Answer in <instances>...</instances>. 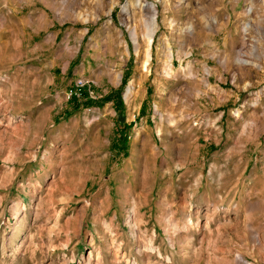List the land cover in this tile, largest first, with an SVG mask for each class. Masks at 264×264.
<instances>
[{"label":"rangeland","instance_id":"1","mask_svg":"<svg viewBox=\"0 0 264 264\" xmlns=\"http://www.w3.org/2000/svg\"><path fill=\"white\" fill-rule=\"evenodd\" d=\"M139 1L0 0V264H264V0Z\"/></svg>","mask_w":264,"mask_h":264},{"label":"bare ground","instance_id":"2","mask_svg":"<svg viewBox=\"0 0 264 264\" xmlns=\"http://www.w3.org/2000/svg\"><path fill=\"white\" fill-rule=\"evenodd\" d=\"M138 2H140L139 0H138ZM147 4V3H146ZM128 5H129V3L128 4H126L124 7V9L125 10H127V8H128ZM155 16H153L152 18H151V24H150V27H149V32H148V37H149V45L151 46V44H152V41H153V36H154V29H155ZM135 40L137 41V35H136V33H135ZM151 53L150 52H148V59H147V61H146V63L149 61V59H150V57H151V55H150ZM170 68V67H169ZM162 128V127H161ZM159 132L161 133L162 132V130L161 129H159ZM11 209H12V213H13V215H19L20 214V211H21V207H20V205H19V203H14V205H12V207H11ZM129 218H130V220H129V223H131L132 222V215L131 216H129ZM147 241V240H146ZM90 260H91V258H89ZM237 262L239 263V264H247L246 263V261L244 260V258L242 257V255H238V260H237ZM91 264V263H90Z\"/></svg>","mask_w":264,"mask_h":264},{"label":"built area","instance_id":"3","mask_svg":"<svg viewBox=\"0 0 264 264\" xmlns=\"http://www.w3.org/2000/svg\"><path fill=\"white\" fill-rule=\"evenodd\" d=\"M85 85V81H83L82 79H80L77 83V86L79 87H83ZM70 96L72 95V93L69 94Z\"/></svg>","mask_w":264,"mask_h":264}]
</instances>
